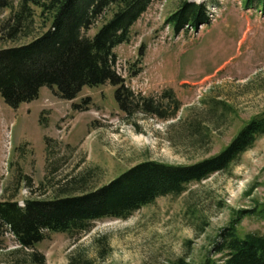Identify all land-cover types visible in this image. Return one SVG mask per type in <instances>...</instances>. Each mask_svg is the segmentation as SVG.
<instances>
[{
  "label": "rangeland",
  "instance_id": "rangeland-1",
  "mask_svg": "<svg viewBox=\"0 0 264 264\" xmlns=\"http://www.w3.org/2000/svg\"><path fill=\"white\" fill-rule=\"evenodd\" d=\"M181 2L152 1L129 41L114 48L117 71L132 90H173L181 102L176 117L126 120L108 83L84 87L73 100L44 86L17 108L0 96L1 201L23 206L27 198L93 190L144 160L193 163L218 153L243 123L264 112V11L243 0L208 2L209 24L176 34L166 17ZM8 15L9 9L0 11V23ZM37 18L33 35L11 42L0 35V48L42 32L49 22ZM86 98L87 109H73ZM200 118L215 128L204 148L187 128V120ZM229 226L241 237L264 234V135L227 170L189 183L180 195L159 197L126 219L94 221L86 233L47 232L34 251L43 264H176L181 256L205 264L219 258L213 244ZM31 251L19 248L9 231L0 236V264H34Z\"/></svg>",
  "mask_w": 264,
  "mask_h": 264
},
{
  "label": "trees",
  "instance_id": "trees-1",
  "mask_svg": "<svg viewBox=\"0 0 264 264\" xmlns=\"http://www.w3.org/2000/svg\"><path fill=\"white\" fill-rule=\"evenodd\" d=\"M152 1L0 0V11L9 9L8 17L0 23L1 38L7 41L33 35L37 17L43 26L49 22L31 40L0 48V96L3 101L17 108L37 98L44 86L53 89L61 99L73 100L84 87L108 83L113 87L115 104L126 120L139 114L160 120L176 117L181 102L172 89L160 95L135 92L116 68L114 48L129 41L130 29ZM208 2L217 4L218 0H182L166 17V23L176 34L209 24ZM243 2L247 8L264 11V0ZM102 18L104 21L94 34L88 35L87 31ZM89 104L86 98L72 107L81 111ZM217 116L223 118V112ZM187 124L193 139L204 148L215 128L202 118L187 120ZM263 135L264 112L243 123L218 153L193 163L144 160L93 190L62 192L48 199L27 198L23 206L16 201L0 200V236L9 231L19 248L32 250L34 264H43L44 257L34 251V247L47 232L71 236L86 233L94 221L126 219L159 197L178 196L189 183L201 182L216 172L227 170ZM248 213L245 210L242 214ZM202 229L200 226V231ZM213 254H218L219 258L208 257L205 264H264V234L247 233L241 237L234 226L226 227L213 244ZM176 264L188 263L181 256Z\"/></svg>",
  "mask_w": 264,
  "mask_h": 264
}]
</instances>
